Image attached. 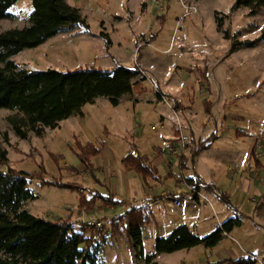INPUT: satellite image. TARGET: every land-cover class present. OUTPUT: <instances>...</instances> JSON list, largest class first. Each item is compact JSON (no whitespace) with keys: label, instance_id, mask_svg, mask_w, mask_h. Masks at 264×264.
Segmentation results:
<instances>
[{"label":"rangeland","instance_id":"obj_1","mask_svg":"<svg viewBox=\"0 0 264 264\" xmlns=\"http://www.w3.org/2000/svg\"><path fill=\"white\" fill-rule=\"evenodd\" d=\"M189 1L198 5V12L196 15L183 17L184 8L179 0H167L162 8L147 0V11L144 10L147 5L144 1L139 3V0H75L74 5L81 8V14L87 18L89 32L79 26L62 30L39 46L25 49L11 59L28 70H68L90 65L111 68L117 62L129 67L134 65L140 67V71L133 81L143 80L151 91V83L160 89L161 84L142 68L141 60H148L154 68L157 65L163 66L173 91L169 94L161 89L169 102H163L160 108L169 113L172 120H176L173 129L182 124L177 120H193L195 125L201 126L204 137L207 132V129L203 130L204 125L211 128V120H227L224 125L227 132L222 141L205 151L199 160L205 177L216 180L222 172L229 174V167H236L231 164L230 159L225 160L219 154L224 150H231L238 163L247 168L248 144L241 142L239 136L242 133L259 135L264 132V40L261 37L264 8L254 15H248V8L236 0H202V7L197 0ZM32 10V0H18L9 9L10 16L0 20V30L27 26ZM216 11L230 14L225 19V27L229 28L231 35L229 40L217 29ZM101 32L108 34L111 41L109 47ZM152 34L156 36L151 44L147 43ZM0 65L4 66L5 63L1 62ZM205 68L209 82L203 76ZM213 104V113H206V105L211 109ZM83 107L85 114L65 119L55 129L46 128L40 136L31 131L27 139L18 136L7 120L18 112L1 108L0 147L8 150L9 166L27 172H43V177L48 180L80 183L85 186L87 195L97 190L89 186L94 182L91 176H82V172H76L72 168L79 162L76 154L78 141H91L101 145L108 138L107 143L111 142L110 145L119 151L121 148L124 151H135L137 148L134 144L137 143L142 153L151 155L154 152L151 142L155 136L165 129L170 130L168 124L160 126L155 109L151 110L152 106H136L140 135L134 138L129 135L123 121L126 114L133 111L131 104L126 110L112 105L103 97L97 103H88ZM144 107L151 111H145ZM113 123L117 125L116 128ZM105 124L114 129L108 136L104 134ZM152 125L156 126L154 130ZM5 132L9 142L5 140ZM186 139L189 141L180 154L187 148L193 151L197 147L190 137ZM104 157L105 154L102 153L95 161L96 165ZM173 171L181 174L179 165H174ZM192 173L193 168L186 172ZM170 182L172 181L165 182V187ZM28 186L34 193V198L26 201L23 208L34 215L50 219L70 217L73 231L78 230L82 222H91L93 219L99 220L102 227L110 230L112 220L125 211H119L109 203L110 207L99 206V210L92 215L77 209L79 195L76 189L44 185L37 178L31 179ZM98 190L107 194L103 187ZM132 204L128 202L129 206ZM73 207L74 209H70ZM154 214H157V210ZM149 217L150 221L143 233L146 248L152 249L151 236L155 234L152 212H149ZM86 236L90 237L91 231ZM145 255L152 256L153 253L145 251ZM154 258L155 256L152 264L155 263ZM139 259L145 260L136 257L132 242L123 229L108 238L105 249L100 254V264H139L136 261Z\"/></svg>","mask_w":264,"mask_h":264},{"label":"trees","instance_id":"obj_2","mask_svg":"<svg viewBox=\"0 0 264 264\" xmlns=\"http://www.w3.org/2000/svg\"><path fill=\"white\" fill-rule=\"evenodd\" d=\"M17 1L0 0V20L10 16L9 9ZM236 1L248 8V15H254L264 8V0ZM32 4L33 10L27 26L0 30V63H5L4 66L0 65V109L18 112L7 118L18 136L27 139L31 131L40 136L46 128H55L59 122L73 115H82V107L93 103L98 97H107L112 105L118 106L123 96L147 91L143 80L133 81V77L140 71L138 66L116 65L109 69L90 65L68 70L21 68L11 57L23 50L37 47L60 31L75 26L90 31V25L81 14V9L70 5L67 0H32ZM235 7L236 4L233 9ZM229 15L215 12L217 29L226 40L231 38L229 28L225 27V19ZM101 35L109 47L111 41L108 34L101 32ZM261 37L264 40V28ZM206 70L203 76L208 81ZM206 113H210L207 105ZM4 135L9 142L6 132ZM217 137V133L213 132L207 139L200 140L193 156L201 149L210 147ZM77 143L76 154L80 162L94 175L92 159L99 155L100 149L93 142ZM181 162L184 167V159ZM123 165L126 170L139 174L145 183L157 174L153 160L140 153H128ZM35 178L40 179L44 185L76 189L79 194V211H93L97 201L113 205L120 203L110 194L96 193L88 198L83 185L77 182L48 180L43 177V172H27L10 167L8 150L0 147V264H100V254L108 238L117 235L121 229L131 240L136 257L151 263L156 254L173 253L198 245L214 247L225 233L242 223L240 217H231L205 236L194 233L186 224H182L167 237L157 238L156 253L146 256L143 230L150 219L147 206H134L124 215L114 218L110 230L84 221L78 230L73 231L70 217L50 219L34 215L23 208L26 201L34 198L28 185ZM183 180L194 188H199L202 182L198 176H185ZM208 187L213 189V186ZM217 195L229 203L225 192H218ZM88 231H91L90 237L86 236ZM252 261L250 256L240 257L231 260L229 264H251Z\"/></svg>","mask_w":264,"mask_h":264},{"label":"crops","instance_id":"obj_3","mask_svg":"<svg viewBox=\"0 0 264 264\" xmlns=\"http://www.w3.org/2000/svg\"><path fill=\"white\" fill-rule=\"evenodd\" d=\"M140 1H144L146 5L148 4L147 0H139V3ZM67 2L75 6V0H67ZM197 2L202 7V0H197ZM148 8L149 6L147 5L144 7V10L147 11ZM154 37V34H152L147 43L151 44V40ZM117 63H115V66L121 65ZM141 65L144 70L150 73L156 81L161 84V89L165 93H172L173 88L172 85H170V79H166L163 66L157 65V67L154 68V65H151L148 60L144 59L141 60ZM209 88H211V85H209ZM101 98L103 97L96 98L94 103H97ZM138 100L142 101L138 102ZM125 102L126 105H124ZM130 104L133 107V111L127 113L123 121L132 138L140 135L138 131L139 127L135 126L137 120L135 118L131 119V117L135 112L139 113L136 106L141 104L147 107L152 106L151 110L155 109L158 116L157 122L163 124V126L160 125L161 127H164V124H168L170 130L165 129L155 136L154 140L151 142L154 150L151 155L142 153L141 149H138L139 145L137 143L134 144L135 148H137L135 151L134 149H126L124 151L122 148L119 151L118 148H113V146L110 145L111 142L110 144L109 142L107 143V141H109L108 138L103 141L101 145L97 143L96 145L94 143L100 149L99 155L92 159L95 166V177L86 169L85 165L80 162V160L76 166L72 167L76 172H82L80 173L82 176H91L94 181L89 186L97 191L88 193L87 195L85 193V195L89 198L93 193H102L98 189L99 187H103L107 190V194L112 195L115 199L120 201L118 205L112 206L114 208L117 207L119 211L125 210L121 212L124 214L134 206H147L148 214L152 212L155 234L151 236L152 249L146 248L144 233L143 245L146 252H152L153 254L156 253V239L159 237H167L176 227L182 224H186L194 233L205 236L229 218L234 216L240 217L242 221L241 225L235 227L231 232L225 233L222 240L216 246L205 247L204 245H198L173 253L156 254L154 258L156 264H229L231 260H236L240 257H251V254L258 256V260H253L251 264H264V132L259 135L242 133L239 136L241 142H247L248 144L246 146L247 168H244L242 164L240 165L238 163L236 157L234 158L233 151L224 150V152L222 151L223 155L220 153L219 156H222V158L225 157V160L230 159L232 161L231 164H235L234 166L236 167L234 169H230L231 167H229L228 171L230 173L222 172V175L216 180L208 179L201 170L199 160L202 155H204L205 151L222 141L223 136L227 132L224 128L227 120H211L213 121L211 128L209 125L203 126V130L207 129V132L205 136L202 137L204 133L201 131V126L195 125L193 120H177L178 122H182V124L180 123L177 125L180 126L179 128L173 129L176 120H172L170 114L160 108L163 102L157 100L153 90L151 91L147 88V91L144 93L125 95L120 100L118 107H124L127 110ZM83 108L84 107H82L81 111L85 114ZM214 108L215 104L211 107L210 113H213ZM144 110L147 112L151 111L145 109V107ZM73 116L75 117V115ZM79 118L82 119L80 116ZM104 121L106 124L108 123L106 120ZM63 122L64 120L59 122V126ZM114 123L113 125L116 128L117 125L115 126ZM108 125L104 128V134L107 136L114 130L112 126L109 127ZM219 125L221 127H219ZM213 132H217V139L212 142L210 147L201 149L196 156H193L194 151L198 150V142L207 139ZM186 137H190L191 142L196 144L197 147L193 151L187 148L184 153L180 154L183 150L180 149L179 139H186ZM186 141L189 140L186 139ZM82 143L84 142L82 141ZM172 144H174L179 151L177 155L169 151V145ZM131 152L147 155L153 160L157 169V174L154 178H148L147 183H145L142 177L135 171H129L124 168L123 160L125 156ZM102 153L105 154V159L103 161H98V165H96L95 161L99 159ZM236 153H238V151ZM182 158L184 159V167H182ZM174 165H179L181 171L180 175L174 173ZM190 168H193V173L186 174ZM83 171L85 172L83 173ZM185 176H198L202 179L199 189L204 192L208 201L196 196L192 191L193 186L184 182L183 177ZM167 181L172 182L169 183L168 187H165L164 183ZM208 186H213V189H209ZM83 187L85 192V186ZM218 192H225L229 197V203L221 200L217 195ZM128 202H132L133 204L129 206ZM150 203H152V206H150ZM105 205L106 207L111 206L109 203L105 204L101 201H97L95 209L88 213L93 215L99 210V206L102 208V206L104 207ZM70 209H74V207ZM156 210L157 214H154ZM136 261L139 264H152V262L147 263L145 260L140 259Z\"/></svg>","mask_w":264,"mask_h":264},{"label":"built area","instance_id":"obj_4","mask_svg":"<svg viewBox=\"0 0 264 264\" xmlns=\"http://www.w3.org/2000/svg\"><path fill=\"white\" fill-rule=\"evenodd\" d=\"M152 4L162 8L163 7V4L167 1V0H150ZM179 2L182 4V7L184 8V14H183V17H187V16H190V15H196L197 12H198V5L193 3V2H190L189 0H179ZM145 77H147L145 75ZM147 79L150 81V79L147 77ZM151 82V81H150ZM152 84V90H153V93L154 95L157 97V100L158 101H162V102H165V103H168L169 100H168V97L160 90V88L156 85V84ZM142 100H138V102H141ZM138 115L137 113L135 112L131 119L133 118H137ZM161 126H163V124H160ZM135 126L136 127H140V124L136 121L135 123ZM152 129H155L156 126L155 125H152L151 126ZM180 149L184 150L185 147H186V144H187V141L185 138H180ZM169 151L174 153L175 155L178 154V150H177V147L172 144V145H169ZM196 196H198L199 198L205 200V201H208L207 197L205 196L204 192L199 189V188H194L193 187V190H192ZM150 206H152V203H150ZM92 224H95L98 228H101L102 227V223L99 221V220H96V219H93L91 221ZM251 258L253 260H258V256L257 255H254V254H251Z\"/></svg>","mask_w":264,"mask_h":264}]
</instances>
